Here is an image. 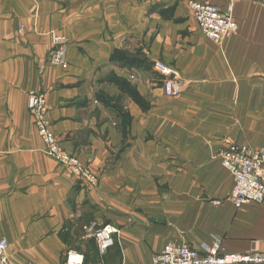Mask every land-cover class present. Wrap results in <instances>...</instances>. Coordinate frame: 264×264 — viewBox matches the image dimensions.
Wrapping results in <instances>:
<instances>
[{"label":"crops","instance_id":"1","mask_svg":"<svg viewBox=\"0 0 264 264\" xmlns=\"http://www.w3.org/2000/svg\"><path fill=\"white\" fill-rule=\"evenodd\" d=\"M189 1L230 8L237 31L206 37ZM54 36L67 41L66 70L48 61ZM154 61L182 82L178 98L145 67ZM37 93L79 175L44 154L28 111ZM227 144L264 146V5L0 0V238L10 264H66L68 250L82 264H151L168 243L212 239L229 254L264 250V203L228 200ZM91 225L117 230L102 256L84 232Z\"/></svg>","mask_w":264,"mask_h":264},{"label":"built area","instance_id":"2","mask_svg":"<svg viewBox=\"0 0 264 264\" xmlns=\"http://www.w3.org/2000/svg\"><path fill=\"white\" fill-rule=\"evenodd\" d=\"M264 5V0H254ZM188 6L196 28L206 37L222 42L237 31V24L230 15V8L223 13L218 7L198 1H189ZM67 41L60 36L53 37V46L47 58L50 64L66 70L65 59ZM158 77L160 88L167 98H178L182 92V82L173 70L161 61L151 65ZM28 111L38 136L44 146V154L67 168L70 173L79 175L80 164L75 154L66 152L60 141L52 133L46 120L48 112L45 94L28 96ZM221 166L230 174L232 180L228 200L235 209L247 205L264 203V146L250 149L237 144H227L219 153ZM88 237L94 240L99 255H104L113 246V236L117 230L110 225L96 228L91 225L83 228ZM8 243L0 238V264H10L7 260ZM66 264H82L83 257L73 250L65 256ZM151 264H264V250L247 254H229L224 251L217 239L193 248L181 243H168L151 258Z\"/></svg>","mask_w":264,"mask_h":264},{"label":"trees","instance_id":"3","mask_svg":"<svg viewBox=\"0 0 264 264\" xmlns=\"http://www.w3.org/2000/svg\"><path fill=\"white\" fill-rule=\"evenodd\" d=\"M115 58L118 60L117 57H115ZM118 61L122 62V59L119 58ZM144 65H146L145 62H144ZM149 65L151 67L152 64H149ZM117 83H118V86L121 89V91H123L125 94H127L134 102H136L137 104L142 106L141 101H140L139 97L137 96V94L135 92H133L132 89L126 83H124L122 81H118ZM122 117L124 118L125 125H127L128 120L126 119V116H122ZM92 241H94V240L92 239Z\"/></svg>","mask_w":264,"mask_h":264},{"label":"rangeland","instance_id":"4","mask_svg":"<svg viewBox=\"0 0 264 264\" xmlns=\"http://www.w3.org/2000/svg\"><path fill=\"white\" fill-rule=\"evenodd\" d=\"M145 64H146L145 66L147 67V69L150 70V71H152V68L150 67V65H149L148 63H145ZM151 64H152V63H151ZM125 65H126V64H125ZM152 73H153V71H152ZM153 74H154V73H153ZM93 244L95 245L94 241H92V246H94ZM90 249H91V252H93V256H92V257L95 258V250L92 251V248H90ZM98 254H99V253H98ZM99 256H101V255H99ZM88 258H89V257H88Z\"/></svg>","mask_w":264,"mask_h":264}]
</instances>
